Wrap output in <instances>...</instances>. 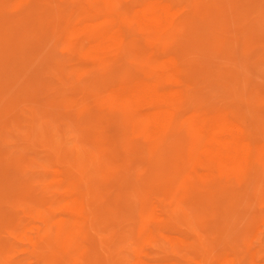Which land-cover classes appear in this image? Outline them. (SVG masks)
<instances>
[{"label":"rangeland","instance_id":"374dc122","mask_svg":"<svg viewBox=\"0 0 264 264\" xmlns=\"http://www.w3.org/2000/svg\"><path fill=\"white\" fill-rule=\"evenodd\" d=\"M225 116L251 154L209 152ZM143 261L264 264V0H0V264Z\"/></svg>","mask_w":264,"mask_h":264},{"label":"bare ground","instance_id":"6f19581e","mask_svg":"<svg viewBox=\"0 0 264 264\" xmlns=\"http://www.w3.org/2000/svg\"><path fill=\"white\" fill-rule=\"evenodd\" d=\"M91 1V0H90ZM108 1V0H107ZM81 3V2H80ZM99 3V2H98ZM102 3V2H101ZM99 9V8H98ZM103 9V8H102ZM117 10V9H116ZM149 10H151L149 13H146V16L144 14H141V17H145L147 18L145 21H149L152 22L151 25L152 26H157L155 25L154 21L155 18L154 17H161L162 18H167V7H165V5L163 6L162 4H156V5H151L149 7ZM141 12V11H140ZM166 15V16H165ZM172 16V13L168 15ZM142 17V18H143ZM144 20V18H143ZM152 20V21H150ZM144 21V23H145ZM140 23V22H139ZM147 24V23H145ZM149 24V23H148ZM197 25V24H196ZM143 31V30H142ZM64 36V35H63ZM116 36V35H115ZM118 37V36H117ZM113 38V37H112ZM160 38V37H159ZM8 39V38H7ZM146 39V38H145ZM14 40V38L12 39ZM88 40V39H87ZM121 41V39H120ZM90 42V41H89ZM119 42V41H118ZM139 42V41H138ZM134 44V43H133ZM144 44V43H143ZM138 47V46H137ZM118 50V49H117ZM167 61V63L171 64L172 66H174V68H178L177 65V61L176 59L172 58L171 59H167L165 60ZM46 64V63H44ZM167 65V64H166ZM98 70V69H97ZM55 73V72H54ZM61 74V73H60ZM105 75V74H104ZM110 77V76H109ZM188 81V80H187ZM160 82V81H159ZM162 82V81H161ZM175 83L178 84L177 81H175ZM141 85L138 86L136 89H130L129 90V95H132L134 98L132 99L133 101H135L134 105L136 104V102L139 100L140 102L143 101V104L148 108L149 112H150V116H151V120L153 121V124L155 123L156 125L160 126L159 123H162V121H164V123H171L172 118L174 116L175 111L173 110L176 104V101H179L181 99H179V93L177 90L175 91H166V90H162V88L160 86H158L159 84L157 82H153V81H142V83H140ZM167 85V84H166ZM181 85V84H180ZM68 86V85H66ZM65 86V87H66ZM171 86V84H170ZM178 86V85H177ZM183 86V85H182ZM122 88V87H121ZM124 88V87H123ZM122 88V89H123ZM120 89V88H119ZM122 91V90H121ZM184 91V90H183ZM191 91V90H190ZM186 93V92H185ZM188 94V93H187ZM121 95V94H120ZM127 98L128 96L125 95ZM130 97V96H129ZM181 97V96H180ZM191 97V96H190ZM182 98V97H181ZM195 99V98H194ZM137 102L136 105H139L140 102ZM189 101V100H188ZM191 102V101H190ZM142 103V102H141ZM61 105V104H60ZM142 105V106H144ZM177 105V104H176ZM61 108V107H60ZM59 108V109H60ZM141 108V107H139ZM178 111V110H177ZM127 114V113H126ZM62 115V114H61ZM130 115V114H129ZM148 115V113H147ZM223 116V115H222ZM132 117V116H131ZM148 117V116H147ZM181 118V117H180ZM179 118V119H180ZM216 118V116H215ZM218 118V116H217ZM150 119V118H149ZM215 120V119H213ZM171 121V122H170ZM212 121V120H210ZM209 121V122H210ZM172 124V123H171ZM165 124H163L162 126H164ZM166 126V125H165ZM171 126V125H170ZM210 125L207 124V128ZM200 127V125H199ZM198 127V128H199ZM206 127V126H205ZM155 128V127H154ZM158 127H156L157 129ZM160 128V127H159ZM204 128V127H203ZM211 130L210 131V135L208 137V140H210L211 143V147L213 148L212 150L210 149L209 152H211L212 156H216V157H222L224 156V154H227L229 158H236L237 155L242 154L241 157L245 156V155H249L252 153L253 148H254V141L249 137V135L246 133V131L244 130V128H242L239 124L233 122L231 119H228V117H219V119H216L213 123L212 126L209 127ZM159 130V129H157ZM161 130V129H160ZM164 130V129H163ZM202 133L203 130H201V127L199 129ZM208 130V131H209ZM162 131V130H161ZM168 131V130H167ZM114 132V131H113ZM206 132V130H205ZM166 133V132H164ZM208 133V132H207ZM205 134V133H204ZM168 135V134H167ZM104 137V136H103ZM101 137V138H103ZM107 138V136H106ZM105 139V137L103 138ZM166 140V139H165ZM112 141V140H111ZM109 140V142H111ZM207 148V147H205ZM207 150V149H206ZM205 150V151H206ZM146 151H144L145 153ZM204 152V151H203ZM208 152V154H209ZM240 157V158H241ZM153 158V157H152ZM231 158V159H232ZM223 160V159H222ZM225 160V159H224ZM245 160V159H244ZM156 161V160H155ZM243 161V160H242ZM130 162V161H129ZM230 162V161H228ZM253 165V164H252ZM255 165V164H254ZM258 166V164H257ZM132 167V166H131ZM134 167V166H133ZM142 167V166H141ZM136 169V168H135ZM137 170V169H136ZM130 172V171H129ZM18 181V180H17ZM21 183V182H20ZM28 183V182H27ZM23 184V183H22ZM7 186V185H6ZM9 187V186H7ZM146 188V187H145ZM26 189V188H25ZM10 191V190H9ZM13 191V190H12ZM5 192V191H4ZM11 192V191H10ZM14 192V191H13ZM164 192V191H163ZM12 193V192H11ZM17 193V192H16ZM135 193V192H134ZM141 193V192H140ZM156 193V192H155ZM138 194V193H137ZM11 195V194H10ZM20 195V194H19ZM29 195V194H28ZM14 196V195H13ZM19 197V196H18ZM16 198V197H15ZM20 199V198H19ZM144 199V198H143ZM2 200V199H1ZM84 201V200H83ZM25 202V201H24ZM74 202V200H73ZM72 202V203H73ZM4 204V203H3ZM81 203L76 202L75 205L76 207H80ZM2 205V204H1ZM81 208V207H80ZM3 211V208H2ZM81 212V211H79ZM9 213V212H8ZM6 215V213H5ZM10 218V217H9ZM158 219V217H157ZM8 221V220H7ZM6 221V222H7ZM10 222V220H9ZM3 224V223H2ZM64 224V223H63ZM67 224V223H66ZM65 224V225H66ZM69 225V223H68ZM37 226V225H36ZM61 226H63L61 224ZM66 227V226H65ZM33 228V227H32ZM63 228V227H62ZM69 228V227H68ZM59 229V226H58ZM65 229V228H63ZM259 229V228H258ZM55 230V229H54ZM59 231V230H58ZM61 232V230L59 231ZM46 234H48L46 232ZM57 234V233H56ZM61 234H63L61 232ZM162 234V233H161ZM167 234V233H166ZM50 235V234H49ZM42 236V235H41ZM44 236V234H43ZM47 237V236H46ZM21 238V237H20ZM43 239V237H42ZM40 240V239H39ZM44 240V239H43ZM154 240V239H153ZM157 252V251H156ZM172 253V252H171ZM170 253V254H171ZM126 256V255H125ZM164 257V256H163ZM63 258V257H62ZM24 260V259H23ZM27 260V259H26ZM140 260V259H139ZM226 260V259H225ZM58 262V261H57ZM54 263V262H53ZM56 263V262H55ZM142 263V262H141ZM144 264H147L146 262L143 261ZM142 263V264H143Z\"/></svg>","mask_w":264,"mask_h":264}]
</instances>
